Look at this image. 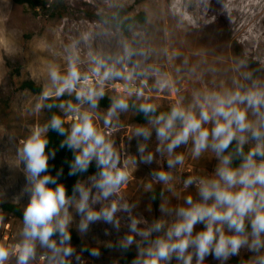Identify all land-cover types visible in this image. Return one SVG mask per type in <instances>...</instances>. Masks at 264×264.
<instances>
[{
    "label": "rangeland",
    "instance_id": "374dc122",
    "mask_svg": "<svg viewBox=\"0 0 264 264\" xmlns=\"http://www.w3.org/2000/svg\"><path fill=\"white\" fill-rule=\"evenodd\" d=\"M45 1L48 9L31 11L12 0H0V201L16 203L22 210L27 205L30 195L25 191L27 182L17 149L32 125L48 120L43 110L35 111L41 96L21 89L20 83L31 79L55 96L49 72L64 73L70 62L77 64L82 78L75 90L66 93L76 98L79 93L81 100L69 103L75 111L67 112L71 119L65 122L70 131L80 112H91L97 127L116 141L117 149L127 150L132 179L119 195L134 202L148 221L160 216L162 203L183 205L189 194L199 199L196 188L184 189L182 181L189 175L207 177L213 173L217 161L211 150L193 159L191 142L176 149L184 153L185 163L172 170L174 179L161 197L165 186L155 183L150 173L164 166L166 155H158L152 165L137 162L138 141H143L133 133L147 121H139L129 108L105 128L109 107L93 109L83 97L88 88H101L103 97L128 96L137 106L153 103L157 109H170L178 103L191 104L197 90L224 92L264 85V0H211L210 8L204 0ZM116 7L128 16L144 12L146 22L128 35L110 29L100 17L110 15ZM109 69L120 75L102 80V72ZM139 90L143 96L137 98ZM157 143L153 133L148 150L155 152ZM2 214L6 220L0 224V243L14 248L22 239L23 225ZM79 220L76 216L72 232L82 241L76 229ZM105 229L111 235H105ZM126 232L123 220L120 231L103 222L90 224L83 241L98 247L102 255L93 259L84 253L89 264H120L121 252L105 245L116 243ZM131 250L136 254L135 247ZM45 252L38 249L33 264H48L46 259L40 260ZM249 255L242 249L228 264H240ZM8 264H16L14 254Z\"/></svg>",
    "mask_w": 264,
    "mask_h": 264
},
{
    "label": "clouds",
    "instance_id": "9594fccd",
    "mask_svg": "<svg viewBox=\"0 0 264 264\" xmlns=\"http://www.w3.org/2000/svg\"><path fill=\"white\" fill-rule=\"evenodd\" d=\"M204 3L210 8L211 0ZM119 75L111 69L101 74L104 81ZM49 77L55 98L75 90L82 78L74 62L64 73L50 70ZM135 95L142 97V90ZM103 96L101 88H88L83 99L95 109ZM77 98L81 99L79 93ZM52 99L48 91L42 92L35 111L57 107L43 103ZM130 107H137L147 120L133 133L143 141H138L137 162L152 165L158 155L167 157L164 166L150 173L155 183L165 186L161 197L174 179L172 170L185 163L184 153L176 149L191 142L193 159L209 150L214 153L217 165L211 175H189L182 181L184 189L196 188L199 199L189 194L183 205L162 203L160 216L146 220L134 202L119 195L132 179L127 150L117 149L116 141L97 127L88 111L80 112L67 130L65 119H71L67 112L75 111L69 104L65 116L53 114L46 122L32 125L19 142L17 156L30 198L22 214V239L14 248L0 243V264H8L13 254L16 264H33L38 249L46 250L43 255L48 264H89L84 253L93 259L102 255L98 247L83 241L90 224L103 222L120 231L122 220L126 234L105 246L122 253L135 247L130 264H228L242 249L250 255L240 264H264V85L224 92L197 90L191 104H174L167 112H158L153 103L130 105L128 96L115 97L104 119L105 128ZM50 132L64 137L60 149L73 153L71 161L63 162L69 167L68 175L78 177L71 193L60 182L63 167L52 175L55 165H50V160L55 159L57 149H49ZM153 133L158 141L155 152L149 151L147 144ZM249 142L252 146L245 151ZM233 143L235 148L229 151ZM235 160L239 163L234 164ZM93 165L96 172L89 174ZM156 198L153 195L152 199ZM76 216L80 217L76 224L80 246L72 242ZM5 220L0 213V224ZM105 235L111 232L105 229Z\"/></svg>",
    "mask_w": 264,
    "mask_h": 264
},
{
    "label": "trees",
    "instance_id": "16d2710c",
    "mask_svg": "<svg viewBox=\"0 0 264 264\" xmlns=\"http://www.w3.org/2000/svg\"><path fill=\"white\" fill-rule=\"evenodd\" d=\"M12 2L18 5H26L31 11L48 9L47 2L45 0H12ZM100 19L110 29L119 30L123 35H128L131 29H133L137 25H143L146 22V15L144 12H139L134 16H128L120 8L116 7L114 8L113 12L110 15H103L100 17ZM20 88L26 89L32 94L39 96H41V93L44 92L42 86L40 84L35 83L31 79L23 80L20 83ZM53 97L54 99L52 100L43 101V103L45 104L53 103L58 105L57 107H53L50 110L47 107L43 109V112L46 115L47 119H49L53 114L65 116V111H64L65 107L69 103H76L81 100L76 97H71L67 93H65L63 96H60L58 98H55V96ZM112 101L113 99L111 98L103 97L98 101V106L110 107ZM129 103L130 105H135L130 100ZM61 104L64 105L63 109L59 107V105ZM130 109L136 112V118L139 121H147L144 115L138 111L137 107H130ZM168 110L169 108L157 109L158 112H167ZM64 126L68 130V125L66 122ZM49 136L51 140L49 149H57L55 159L50 160V165H55V170L52 171V175H55L56 170H59L61 167H63L64 171H63V176L60 178V182L64 183L67 189L69 190V193H71L72 186L75 184L78 177L69 176L68 175L69 167L67 164L63 162L65 161V159L71 161L73 157V153L68 151L67 149L59 148V144L64 139V137L58 136L55 132H50ZM234 148H235V143H233L232 148L229 149V151H232ZM249 148L250 147L247 146L246 144L244 145L245 151H247ZM238 163L239 160L234 161V164H238ZM95 172H96V168L93 165L89 174ZM0 212L16 218L22 224L23 210L18 204L10 203V202L0 203ZM72 242L78 246L82 244L80 238L73 232H72ZM134 256L135 253L132 250L127 253L121 252L120 264H130V261Z\"/></svg>",
    "mask_w": 264,
    "mask_h": 264
},
{
    "label": "built area",
    "instance_id": "2783aa9c",
    "mask_svg": "<svg viewBox=\"0 0 264 264\" xmlns=\"http://www.w3.org/2000/svg\"><path fill=\"white\" fill-rule=\"evenodd\" d=\"M45 258L43 256L40 257V260H44Z\"/></svg>",
    "mask_w": 264,
    "mask_h": 264
}]
</instances>
